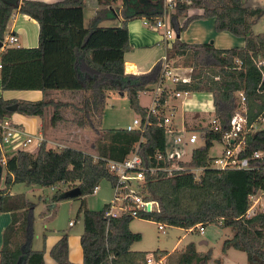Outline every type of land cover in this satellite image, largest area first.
<instances>
[{
    "label": "trees",
    "instance_id": "obj_1",
    "mask_svg": "<svg viewBox=\"0 0 264 264\" xmlns=\"http://www.w3.org/2000/svg\"><path fill=\"white\" fill-rule=\"evenodd\" d=\"M115 1L97 0L104 7L85 25L86 0H0L1 43L15 12L28 15L39 26L37 46L2 45L0 87L2 90H40L43 95L35 101L0 96V121L10 117L14 111H9L7 106L16 103L15 112L40 118L43 134L46 122L53 127L67 112L72 115L70 120L75 126L89 127L93 134L91 152L71 146L54 148L46 141L33 152L17 149L4 154L0 149V159L4 161L0 212L11 215L3 231L0 264H44V242L41 249L31 248V203L23 193H11L15 183L41 187L65 185V189L54 190L51 197L54 202L69 199L63 196L69 187H78L81 197L91 194L100 180H113L114 176L101 158L122 161L136 148L145 167L168 166L173 161L157 158L158 154H165V130L158 125L164 111L148 115L147 108L139 103V93L157 83L160 61L148 73L124 72V54L130 49L128 20L162 16V0H153L154 6L147 10L129 9L131 4L139 5L141 0H122L121 25L100 26L109 11L106 6ZM260 13L259 7L244 6L242 0H176L174 8L168 11L175 38L166 51L167 58H187L191 67L190 81L176 83L172 92L210 93L219 127L215 130L207 124L196 128L204 143L192 149L188 160L180 162L187 168L203 167L199 179L189 170L167 176L159 169L146 173L141 190L144 198L157 200L159 204V211L142 213L141 218L191 228L196 233H199L197 224L203 228L211 223L227 227L232 234L224 239L222 251L233 248L244 252L247 264H264V210L247 216L250 197L264 191V157L251 159V164L257 166L254 169H214L210 167L214 156L209 150L214 142L222 141L236 107L235 93L242 91L247 122H256L259 128L247 134L240 155L250 157L254 151H264V123L260 119L264 118V73L262 75L256 66L257 60H264V32H251L252 18ZM198 18H213L216 32L226 31L242 37L243 46L216 48L209 42H182L179 34ZM262 70L264 72V64ZM53 91L68 92L76 97L69 101L54 99ZM111 91L125 93L135 114L142 122L148 120L143 131L101 126L107 93ZM169 95L163 91L161 101ZM107 208L108 203L98 210L84 206L78 209L83 224L81 264H144L148 252L131 249V245L141 239L140 233L129 227L134 217L123 214L108 219ZM152 253L158 257L167 251L156 249ZM49 254L57 264H75L68 258L65 232ZM206 260V254L198 252L190 242L180 251L177 264H203Z\"/></svg>",
    "mask_w": 264,
    "mask_h": 264
},
{
    "label": "crops",
    "instance_id": "obj_2",
    "mask_svg": "<svg viewBox=\"0 0 264 264\" xmlns=\"http://www.w3.org/2000/svg\"><path fill=\"white\" fill-rule=\"evenodd\" d=\"M44 2H55V1H60V0H40ZM143 1V2H142ZM158 2V0H157ZM156 2V3H157ZM139 3V2H138ZM163 4V0H162ZM153 0H141V3L139 5L133 6L132 4L130 5V10L134 9H143L147 10L151 7H153ZM104 6L100 5L97 0H86V5L84 8V13L86 11V15L84 17V24L87 25L89 20L94 16L97 10L103 8ZM109 8L107 13L105 14V17L101 22L99 23L100 26H107L111 25L112 27L115 26H120L121 21L123 20L122 16V0H116L112 5L106 6ZM192 13V11H190ZM117 18L118 23L117 24H109L110 18ZM128 30H129V43H130V49L125 52L124 54V72L125 73H130V74H144L148 73L152 67L160 61L162 55L166 54L167 49L170 47V45L166 46L162 41H161V33L157 31L154 28L148 27L143 24L142 17L130 19L127 22ZM38 23L36 20L33 18L29 17L26 14H22L19 12L13 13V15L10 17L6 30L4 33V38L3 41L11 34L15 35L17 37V41L15 43V46L17 47H35L38 45ZM179 39L182 42L193 44V43H212L214 47L216 48H230V47H241L244 44V40L242 38L238 39L234 37L232 34L226 31L222 32H216L214 30V19L213 18H198L189 23L187 28L182 31L179 34ZM14 45V44H10ZM162 47V48H161ZM169 59V58H168ZM169 64L172 67V71L175 75L179 77L178 82H172L170 79H165L162 83H157L150 85L149 90H146L145 92H140L139 93V103L141 106L148 108L151 105V98H152V93L153 89L155 90L157 86H160L163 88L166 92L170 93L168 97V104L169 106L172 107L173 111V116L172 118V125L175 129L178 130H193L196 131L195 129L201 126H205L209 124V120L207 121L205 117H202L199 115L198 112H201L204 110V107H200L202 104L200 101H195L193 99V96L189 94L188 97H178V98H172L171 97V91L173 90V87L176 83H186L190 81L191 78V67L190 62L187 58L184 57H179L176 56L175 58H171L168 60ZM115 92V91H113ZM111 92H108L107 95H109ZM149 92L150 97L148 103H144L141 98L142 93ZM122 94V93H121ZM124 94V93H123ZM148 95V94H147ZM211 95V94H210ZM0 96H2L4 99H15V100H39L42 98V92L40 90H2L0 87ZM51 96L54 97V99H59L63 101H69L73 98L76 97V95H72L68 92H60V91H53L51 92ZM192 96V97H190ZM182 99L181 106L184 110V118L182 120V125L179 127L175 120H174V115L176 113V110L178 108V104L176 103L178 99ZM107 99V98H106ZM212 100V98H211ZM195 110H199L198 112H194ZM212 111H213V117H214V110H213V105H212ZM137 116V115H136ZM39 118V117H38ZM8 119L13 123L17 128L21 130H25L27 132H33L37 133V135L41 134L46 140H51L47 137H45L41 131V120L39 118L38 122L36 121L35 117H27L25 115H22L18 112H13ZM200 135V133L198 132ZM199 137V136H198ZM18 139H15L12 143V145H9L8 148L9 150L5 153H12L15 151V149L19 148L21 149V146H19L18 143H16ZM58 143H61L64 145L61 141L54 140ZM19 146V147H18ZM67 146V145H64ZM37 146L32 149L30 148H22L28 151H35ZM166 148L167 150L170 148L169 141L166 143ZM16 149V150H17ZM79 149V148H77ZM81 150V149H80ZM223 150V149H222ZM221 150V151H222ZM219 152V154L221 153ZM217 154V155H219ZM216 156V155H213ZM13 187V186H12ZM11 187V189H12ZM37 189H34V191ZM54 190V189H53ZM99 190V189H98ZM11 193H19V192H13L11 190ZM23 193V192H21ZM97 193V192H96ZM264 191L259 192V195L255 197L254 204L252 211L254 208H256V205L260 203L262 194ZM26 200L31 203V208L32 210L35 209L36 204L29 200L26 196ZM53 195V194H52ZM52 195L43 197L41 195V199L44 203L43 209L39 212L40 218H46V210H51L54 215H56L59 211V208L61 207L62 204L68 202V199H62L58 201H51ZM40 198V197H39ZM72 199V198H70ZM108 203V202H107ZM69 209L67 210L69 214H72V212L75 211L76 207H72V203H69ZM106 204V203H104ZM103 204V205H104ZM51 205L50 208L48 206ZM84 207L88 208L85 206ZM79 209V207H78ZM89 209V208H88ZM93 210V209H92ZM11 221V215L9 212H0V248L2 246V236H3V231L5 227L10 223ZM82 221V220H81ZM37 220L32 216V227H33V233L34 237L31 239V248L32 249H41L43 246L44 242V254H43V260L44 264H57L50 256L49 251L50 248L53 246V244L60 238L61 234L63 232L67 233L68 235V258L72 263L75 264H81L82 262V249L80 246V234L83 230V224L81 230L78 232H72L71 229L74 227V223L69 224L72 222L71 220L68 221V228H65L64 230L58 229L57 232L53 228L52 231H48V225H46L45 222L42 223V227L40 226V230L36 231L35 229V224ZM189 232H193L192 229H185ZM198 230V229H197ZM205 230V228H204ZM41 240L40 247L39 248H34L35 242L34 240ZM44 239V241H43ZM224 241V240H223ZM193 242V241H192ZM180 241L178 240L172 249L170 251H167V254L161 255L163 257V260L165 261L166 264H177L178 261V256L180 254V251L178 250V244ZM190 243V242H188ZM195 244V242H193ZM201 243H206L205 240H202ZM196 250L198 248L196 247ZM133 250H139V249H133ZM161 250V249H160ZM239 251L233 248L227 249L225 252L222 253V259L220 260V263L223 264L226 259L229 258V256H234L235 251ZM176 251H179L176 253ZM153 252V251H152ZM148 252V253H152ZM202 252V251H198ZM242 252V251H240ZM244 253V252H243ZM245 254V253H244ZM246 256V254H245ZM237 264H247V259L246 257H243L242 255L239 254V256L236 257Z\"/></svg>",
    "mask_w": 264,
    "mask_h": 264
},
{
    "label": "built area",
    "instance_id": "obj_3",
    "mask_svg": "<svg viewBox=\"0 0 264 264\" xmlns=\"http://www.w3.org/2000/svg\"><path fill=\"white\" fill-rule=\"evenodd\" d=\"M176 0H163V15L160 17L147 18L142 17L143 24L156 29L161 33V41L166 45H170L172 40L175 38V32L170 26L168 21V11L173 9ZM17 37L13 34L9 35L3 42L5 44H15ZM2 45L0 51L2 50ZM167 55H162L160 59L161 71L159 76V83H162L165 79H170L172 82H178L180 79L172 71V67L169 64ZM240 63L239 60H236ZM264 60H257L256 66L260 69L263 75L262 66ZM1 68V63H0ZM165 91L160 86L153 89L151 105L147 108V114H156L159 110L164 111V117L159 121L158 125L164 127L165 130V143L170 144V148L167 150L165 146L164 156L161 154L157 155L158 159H170L173 160L168 166L163 167H145L142 164L140 155L137 153L135 148L131 151L122 161H115L111 159L101 158L105 161L106 168L114 176V179L109 181L110 188L112 189V198L108 202V208L105 212V216L110 218H116L123 214H128L134 218H141L142 213L159 211V204L157 200L151 198H144L142 195V184L146 177V173H153L159 169H162L167 176L180 171L189 170L194 173L195 178L199 179L203 167L187 168L180 164L181 161L188 160L190 152L187 151L189 146H192L198 140V132L193 130H178L172 125L173 111L172 107L169 106V100L166 99L161 101V93ZM145 92V91H144ZM190 92L188 91H171L172 98L188 97ZM236 96V107L229 121V128L224 131L222 135V141L224 148L219 155L213 157L210 163V167L214 169H254L257 166L251 164V159L264 157V151H254L250 157L241 156V151L244 149L246 144V136L250 131H254L259 128L258 123L253 122L248 124L246 117V104L245 96L242 91H237ZM264 123V118H260ZM148 120L145 122L141 121V118L137 115L129 124L125 127L126 130H140L143 131ZM209 125L213 129H218V120L213 117L209 121ZM24 136V140H22ZM18 139L16 143L19 146H26L29 143H35L38 147L41 142L46 141L54 148L65 147L61 143L56 141L46 140L41 134L39 135H28L23 130L17 128L8 118H4L0 121V149L4 150V147L12 145L13 141ZM18 146V147H19ZM19 149V148H18ZM22 149V148H21ZM96 159L99 158L94 156ZM1 160V159H0ZM2 164L4 161L1 160ZM54 189V187H52ZM99 186L96 185L92 193H96ZM254 196V195H253ZM253 196L250 197L253 198ZM253 205L248 209L247 216L251 215ZM252 214H254L252 212ZM69 224H72L70 222ZM163 223H158V230L163 231L165 229ZM199 233L204 232V228L200 225H196ZM144 264H166L162 256L156 257L153 253H147L145 256Z\"/></svg>",
    "mask_w": 264,
    "mask_h": 264
},
{
    "label": "rangeland",
    "instance_id": "obj_4",
    "mask_svg": "<svg viewBox=\"0 0 264 264\" xmlns=\"http://www.w3.org/2000/svg\"><path fill=\"white\" fill-rule=\"evenodd\" d=\"M244 6L247 7H259L261 9V13L252 18L251 21V32L253 34H257L260 32H264V0H242ZM86 15V11L84 13V17ZM109 24H117V18H110ZM109 26V25H107ZM111 26V25H110ZM234 36V35H233ZM238 39L242 40V37L234 36ZM12 46H15L12 45ZM162 48V47H161ZM148 94V95H147ZM141 94L142 101L144 103H148L150 93L147 92ZM195 101L201 102V108L204 107V110L198 112L199 110H195L194 112H198L200 116L205 117V119L210 121L213 118L212 111V100L211 95L208 92H190ZM190 96V97H192ZM182 99L177 100L178 108L174 115V120L176 124L181 127L182 120L184 118V110L181 106ZM15 112V111H14ZM23 115V114H22ZM26 116V115H25ZM135 112L130 108L128 99L126 94H121L118 91H115L109 95L106 99L104 114L102 117L103 128H125L127 125L132 124L133 119L135 118ZM28 117V116H27ZM35 117L38 122L39 118ZM65 118L63 120L58 121L55 126L50 127V125L46 122L44 125V136L57 141H61L64 145L71 146L74 148H79L83 151L91 152V141L93 139L92 131L89 127L78 128L71 122L72 115L67 112L64 115ZM24 132L28 135H37V133ZM24 140V136H22V140ZM204 143L203 138L199 135L198 140L187 148V151L190 152L193 148L201 146ZM50 146V144H48ZM36 146L35 143H29L26 146H22L21 148H30L34 149ZM20 148V147H19ZM224 148L223 142H214L213 146L209 150V154L211 156L219 154V152ZM17 149V148H16ZM15 149V150H16ZM9 150L8 146L4 147V151L7 152ZM2 185V184H1ZM99 190L97 193H91L86 196H77L72 199H68L66 203L62 204L59 208V211L56 215L51 212V210H46V218L39 219L41 216L39 215L40 211L44 207V203L41 199V195L43 197L51 196L54 194V190L56 188H67L65 185L57 184L54 186V190L52 187H41L37 184H25V183H15L12 187L13 192H23L26 194L27 198L36 204L35 209L32 210V215L37 220L35 224L36 231L40 230V226L42 227V223L45 222L48 225V231H52L54 228L57 232V228L64 230L68 228V221L71 220L74 223V227H72V232H78L82 228V217L78 216V207L87 206L89 209L98 210L101 209L104 203H107L112 198V189L110 188V182L107 179H102L98 183ZM75 187V186H73ZM69 187V189L73 188ZM34 189H37L34 191ZM259 195V192L251 198V206L254 204L255 197ZM40 197V198H39ZM69 203H72V207H76L75 211L72 214L68 213ZM264 210V193L262 194L260 203L256 205L252 212H258ZM157 222L153 220H148L144 218H134L129 227L133 232H138L141 235V239L139 241L134 242L131 245V249H139L142 251L152 252L156 249H161L165 251H170L174 244L179 240L180 243L177 245L178 250L186 247L188 242H195L197 251H202L206 254L208 260H206L203 264H221L220 260L222 259V243L223 240L231 236V230L227 227H221L218 224L211 223L206 225L203 233H196L195 231L189 232L183 228L173 227L165 225V229L163 231L158 230ZM34 237L33 227H32V239ZM35 238V237H34ZM202 240H205L206 243H201ZM35 245L34 248L40 247L41 240H34ZM181 249V250H182ZM179 251H176L179 252ZM235 251V250H234ZM242 255L246 257L243 252L235 251V255L229 256L228 259L225 260L223 264H237L236 257ZM169 264V263H168ZM174 264V262L172 263Z\"/></svg>",
    "mask_w": 264,
    "mask_h": 264
},
{
    "label": "water",
    "instance_id": "obj_5",
    "mask_svg": "<svg viewBox=\"0 0 264 264\" xmlns=\"http://www.w3.org/2000/svg\"><path fill=\"white\" fill-rule=\"evenodd\" d=\"M1 45H2V43L0 42V47H1ZM7 109H8L9 111H16V109H17V104H16V103H13V104L7 106ZM2 173H3V164H2V162H1V160H0V183H1V181H2ZM79 195H80V190H79V188H78V187H73V188L67 190V191L64 193L63 196H64V197H69V198H74V197H77V196H79Z\"/></svg>",
    "mask_w": 264,
    "mask_h": 264
}]
</instances>
